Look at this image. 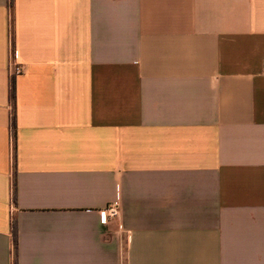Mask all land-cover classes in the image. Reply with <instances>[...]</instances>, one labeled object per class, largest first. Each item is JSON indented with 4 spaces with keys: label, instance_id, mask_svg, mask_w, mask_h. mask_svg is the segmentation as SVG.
Segmentation results:
<instances>
[{
    "label": "crops",
    "instance_id": "crops-1",
    "mask_svg": "<svg viewBox=\"0 0 264 264\" xmlns=\"http://www.w3.org/2000/svg\"><path fill=\"white\" fill-rule=\"evenodd\" d=\"M14 222L18 264H264V0H0V264Z\"/></svg>",
    "mask_w": 264,
    "mask_h": 264
},
{
    "label": "built area",
    "instance_id": "built-area-1",
    "mask_svg": "<svg viewBox=\"0 0 264 264\" xmlns=\"http://www.w3.org/2000/svg\"><path fill=\"white\" fill-rule=\"evenodd\" d=\"M21 74L19 66H13L11 69V75L18 76ZM120 216V203L115 202L102 211H100V221L102 225H108L111 221H115Z\"/></svg>",
    "mask_w": 264,
    "mask_h": 264
},
{
    "label": "trees",
    "instance_id": "trees-1",
    "mask_svg": "<svg viewBox=\"0 0 264 264\" xmlns=\"http://www.w3.org/2000/svg\"><path fill=\"white\" fill-rule=\"evenodd\" d=\"M11 98L14 102L15 100V91H14V87H12L11 89ZM13 234H14V248H15V260H14V264H18L17 262V225L14 222L13 223Z\"/></svg>",
    "mask_w": 264,
    "mask_h": 264
}]
</instances>
